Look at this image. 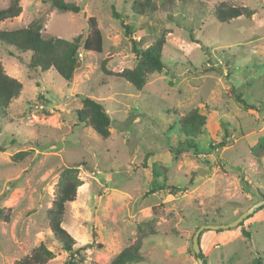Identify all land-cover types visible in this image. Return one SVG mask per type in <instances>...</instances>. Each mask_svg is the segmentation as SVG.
I'll list each match as a JSON object with an SVG mask.
<instances>
[{
  "label": "rangeland",
  "instance_id": "obj_1",
  "mask_svg": "<svg viewBox=\"0 0 264 264\" xmlns=\"http://www.w3.org/2000/svg\"><path fill=\"white\" fill-rule=\"evenodd\" d=\"M9 1L0 0V8ZM65 1L82 11L20 0L22 14L0 23V30H15L40 20L45 38L72 40L85 38L95 18L105 39L102 54L80 50L70 82L54 70L32 71L29 54L0 47L6 74L23 85L0 112V210L11 217L0 220V264H16L41 244L55 254L47 264H68L47 211L60 172L70 166H79L84 182L62 224L77 242V264H110L148 222L158 235L144 240L143 264H199L196 231L231 223L264 199V152L253 153L264 139V0H151L157 10L143 15L134 9L140 0ZM222 5L256 13L222 24L213 13ZM162 35L166 69L142 91L102 73L105 59L114 72L136 66L130 37L148 47ZM237 93L255 109H244ZM85 97L109 114V139L79 122ZM196 108L207 116L197 150L175 158L171 149L185 140L180 118ZM227 132L228 143L218 147ZM20 152L27 155L16 160ZM199 241L206 264H253L264 253V209L243 226L205 230Z\"/></svg>",
  "mask_w": 264,
  "mask_h": 264
},
{
  "label": "trees",
  "instance_id": "obj_2",
  "mask_svg": "<svg viewBox=\"0 0 264 264\" xmlns=\"http://www.w3.org/2000/svg\"><path fill=\"white\" fill-rule=\"evenodd\" d=\"M193 1V0H190ZM198 1V0H197ZM50 5L60 12H70L79 14L82 8L74 3H68L65 0H45ZM183 3H187L183 0ZM136 13L143 15L152 13L157 10V6L151 0H140L134 3ZM22 6L20 0H10L8 5L0 8V23L7 20L15 19L22 14ZM200 11L209 12L205 7H201ZM215 19L222 24H230L232 21L245 18L250 20L256 13L247 6H219L213 12ZM113 16L119 18L114 12ZM171 19L172 14H171ZM89 33L84 38L79 35L72 40L63 39L60 37L45 38L43 36V22L40 20L34 21L28 27H22L15 30H0V47H6L10 51V55L14 53L29 54L30 62L29 69L32 71H40L41 73L50 70L56 71L64 80L70 82L76 70L81 66L79 52L83 49L86 52L102 54L104 51L105 39L102 31L98 27L97 20L90 18L88 20ZM127 31V36H131L129 26L124 27ZM132 52L137 59V64L134 68H126L121 72H114L109 68V59L103 60L101 71L106 77L120 78L130 83L136 91H142L146 86L148 79L153 74H162L166 69L164 63V48L166 46V36L162 35L148 47H143L141 41H137L130 37ZM233 89V88H232ZM23 90L22 83L7 75L3 64L0 60V112L6 114L11 103L18 99ZM236 100L247 110H254L255 106L248 104L242 93H237ZM76 115L80 123L89 125L102 139L107 140L111 136L112 120L106 112L103 104L90 97L82 99V108L76 111ZM207 116L196 108L183 115L178 123L179 131L184 136V142L179 144V147L171 151L175 158L181 153L196 149L195 140L203 134V129L206 125ZM230 138V133L225 134L224 140L218 147L225 146ZM215 148V147H214ZM264 152V139L253 149V153L260 155ZM27 155L26 152H20L16 156V160H22ZM86 165V163H83ZM84 182L80 177L79 166L66 167L60 172L55 197L51 207L47 211V219L54 238L61 244L62 249L70 253L68 264H77L75 238L63 227L64 217L68 204H72L77 200V194ZM164 188V187H163ZM264 209V206L259 208L257 212ZM255 213V214H256ZM250 216L249 218H252ZM0 220L10 222V215H5L3 210H0ZM145 225V227H144ZM138 228V237L136 241L124 248L110 264H143L146 258L142 255L144 240L150 236H157L158 232L154 227L153 222H148ZM244 222L240 224L243 226ZM221 231V230H219ZM248 238V232H243ZM89 246L83 248L84 250ZM194 252V251H193ZM80 254V253H78ZM195 254V253H194ZM204 259L203 252L196 255ZM55 258V254L49 250L45 244L34 248L30 255L16 262V264H47ZM253 264H264V253L258 256Z\"/></svg>",
  "mask_w": 264,
  "mask_h": 264
},
{
  "label": "water",
  "instance_id": "obj_3",
  "mask_svg": "<svg viewBox=\"0 0 264 264\" xmlns=\"http://www.w3.org/2000/svg\"><path fill=\"white\" fill-rule=\"evenodd\" d=\"M262 206H264V199L257 202L256 204H254L253 206H251L248 210H246L245 212H243L242 214H240V216L233 222L225 224V225H206V226H201L196 233L193 236V251L196 255H199L201 253V249H200V235L203 231L205 230H214V231H219V230H230L233 228H236L238 226H240V224L244 221H246L247 219H249L250 216H253L256 211L261 208ZM199 264H205L204 263V259L198 257L197 258Z\"/></svg>",
  "mask_w": 264,
  "mask_h": 264
},
{
  "label": "bare ground",
  "instance_id": "obj_4",
  "mask_svg": "<svg viewBox=\"0 0 264 264\" xmlns=\"http://www.w3.org/2000/svg\"><path fill=\"white\" fill-rule=\"evenodd\" d=\"M72 204H74V203H72Z\"/></svg>",
  "mask_w": 264,
  "mask_h": 264
}]
</instances>
